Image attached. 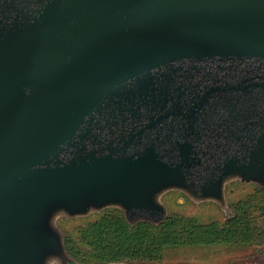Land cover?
Segmentation results:
<instances>
[{
	"label": "water",
	"instance_id": "1",
	"mask_svg": "<svg viewBox=\"0 0 264 264\" xmlns=\"http://www.w3.org/2000/svg\"><path fill=\"white\" fill-rule=\"evenodd\" d=\"M36 18L0 35V264H80L60 218L119 208L160 224L164 196L188 188L153 145L116 146L98 110L176 59L264 57V0H53Z\"/></svg>",
	"mask_w": 264,
	"mask_h": 264
},
{
	"label": "flooded vegetation",
	"instance_id": "2",
	"mask_svg": "<svg viewBox=\"0 0 264 264\" xmlns=\"http://www.w3.org/2000/svg\"><path fill=\"white\" fill-rule=\"evenodd\" d=\"M51 1L0 0V35L15 25L35 22ZM98 122L104 123L100 131L116 139L120 149L124 139H131L129 154L153 145L165 160L182 164L188 188L168 192L167 199L177 202L184 197L183 202L195 205L213 202L226 217H233V202L264 190V57L165 63L131 80L129 90L98 110ZM99 146L104 149L105 144ZM220 178L230 203L228 213L217 203L219 188L213 187ZM236 185L252 190L232 200ZM141 221L149 220L130 224Z\"/></svg>",
	"mask_w": 264,
	"mask_h": 264
},
{
	"label": "rangeland",
	"instance_id": "3",
	"mask_svg": "<svg viewBox=\"0 0 264 264\" xmlns=\"http://www.w3.org/2000/svg\"><path fill=\"white\" fill-rule=\"evenodd\" d=\"M251 190V186L236 185L231 199L236 200ZM167 198L164 197V201L169 207L171 216L182 215L205 225L214 221L229 223L226 215L213 202L195 205L190 201L183 202L184 197L177 202ZM119 215L118 209L110 208L84 217H62L58 223L62 230L71 236L73 245L79 247L81 255L89 261H95L98 259L96 253L100 250L97 252L91 243V238H87L93 235V232L89 233L90 229L96 227L109 232L111 235L107 236V239L118 242L122 238L120 233L115 232V229L118 230L116 221ZM187 225L182 221L168 220V230L175 233L173 238L175 242L170 244L159 243L163 239L164 227L151 229L147 233L129 230L127 240H122L127 247L130 246L131 249L155 247L158 252L151 254L150 251H144L133 256L129 255L124 258L125 262L127 264H264V233L259 230L253 239L242 241L232 235L226 242L207 244L194 243L193 238L182 231Z\"/></svg>",
	"mask_w": 264,
	"mask_h": 264
},
{
	"label": "trees",
	"instance_id": "4",
	"mask_svg": "<svg viewBox=\"0 0 264 264\" xmlns=\"http://www.w3.org/2000/svg\"><path fill=\"white\" fill-rule=\"evenodd\" d=\"M233 205L236 210V214L233 217H227L229 219L228 224H222L214 221L207 225L199 224L197 223L198 221L194 219L192 220L189 217L182 215L171 216L169 214L166 219L160 223V225L153 224L149 221H141L135 226H132L125 217L124 212L121 209L116 208L120 211V215L116 221L118 230L115 229V232L120 233L122 238L118 242L110 241L107 239V236L111 235L109 232L92 227L89 233L93 232V235L88 236L87 238H91V243L97 252L100 250V252L96 253L98 259L95 261L85 259L81 255L82 252L79 247L73 245L71 236L66 232L65 243L70 254L75 257L80 264H104L119 261L125 262L124 258L127 256H133L144 251H150L151 254L157 251V248L155 247L152 249L151 247H142L140 249H131L130 246L127 247L122 240H127L129 230L147 233L151 229L157 230L158 227H164V230L162 231L163 239L159 243H174L175 239L173 238L175 237V233H173L174 231L168 230L169 226L173 225L167 226L169 219L173 222L182 221L188 224L182 231L193 238L194 243L213 244L226 242L232 235L244 241L255 238L258 234V230L264 233V190L251 193L246 198L233 202ZM125 264H127V262H125Z\"/></svg>",
	"mask_w": 264,
	"mask_h": 264
}]
</instances>
